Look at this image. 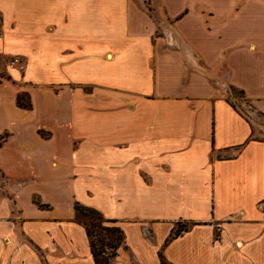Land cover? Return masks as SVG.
<instances>
[{"label":"crops","instance_id":"obj_1","mask_svg":"<svg viewBox=\"0 0 264 264\" xmlns=\"http://www.w3.org/2000/svg\"><path fill=\"white\" fill-rule=\"evenodd\" d=\"M161 1L0 0V264H264V0Z\"/></svg>","mask_w":264,"mask_h":264},{"label":"trees","instance_id":"obj_2","mask_svg":"<svg viewBox=\"0 0 264 264\" xmlns=\"http://www.w3.org/2000/svg\"><path fill=\"white\" fill-rule=\"evenodd\" d=\"M22 98L18 97L17 104L21 107H29V105L22 103ZM74 210L76 221L84 226L94 264H111L118 256L119 251L126 249L125 235L118 222L106 219L97 210L79 204L75 205ZM194 225L196 224L189 223L188 226L180 227L177 224L170 232L164 244L167 245ZM158 259L159 264H171L164 258L161 252L158 253Z\"/></svg>","mask_w":264,"mask_h":264},{"label":"rangeland","instance_id":"obj_3","mask_svg":"<svg viewBox=\"0 0 264 264\" xmlns=\"http://www.w3.org/2000/svg\"><path fill=\"white\" fill-rule=\"evenodd\" d=\"M169 5L176 7L179 4V0H167ZM177 17H170L163 9L161 0H152V23L154 24L156 35L165 38V33L168 29H174L176 27ZM6 61H0L1 65H5ZM180 227L188 226L189 224H179Z\"/></svg>","mask_w":264,"mask_h":264},{"label":"built area","instance_id":"obj_4","mask_svg":"<svg viewBox=\"0 0 264 264\" xmlns=\"http://www.w3.org/2000/svg\"><path fill=\"white\" fill-rule=\"evenodd\" d=\"M7 66L11 68H17L20 71H23L25 69V64L21 60L19 56H12L8 61H7ZM240 99L237 98L235 99V102L237 103V107H242V109H249V107L244 104V103H239ZM242 104V105H241Z\"/></svg>","mask_w":264,"mask_h":264}]
</instances>
